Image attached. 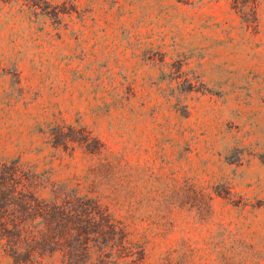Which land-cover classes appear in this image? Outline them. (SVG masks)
Masks as SVG:
<instances>
[{
  "label": "rangeland",
  "instance_id": "rangeland-1",
  "mask_svg": "<svg viewBox=\"0 0 264 264\" xmlns=\"http://www.w3.org/2000/svg\"><path fill=\"white\" fill-rule=\"evenodd\" d=\"M19 155L103 194L144 264H264V0H0Z\"/></svg>",
  "mask_w": 264,
  "mask_h": 264
},
{
  "label": "trees",
  "instance_id": "trees-1",
  "mask_svg": "<svg viewBox=\"0 0 264 264\" xmlns=\"http://www.w3.org/2000/svg\"><path fill=\"white\" fill-rule=\"evenodd\" d=\"M49 173L20 155L0 157V264H144L148 239L103 194H81Z\"/></svg>",
  "mask_w": 264,
  "mask_h": 264
}]
</instances>
